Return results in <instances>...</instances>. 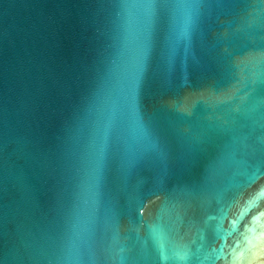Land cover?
Instances as JSON below:
<instances>
[{"label": "water", "instance_id": "water-1", "mask_svg": "<svg viewBox=\"0 0 264 264\" xmlns=\"http://www.w3.org/2000/svg\"><path fill=\"white\" fill-rule=\"evenodd\" d=\"M264 0H0V264H264Z\"/></svg>", "mask_w": 264, "mask_h": 264}, {"label": "snow or ice", "instance_id": "snow-or-ice-1", "mask_svg": "<svg viewBox=\"0 0 264 264\" xmlns=\"http://www.w3.org/2000/svg\"><path fill=\"white\" fill-rule=\"evenodd\" d=\"M260 195L264 196V193H262V194H260Z\"/></svg>", "mask_w": 264, "mask_h": 264}]
</instances>
